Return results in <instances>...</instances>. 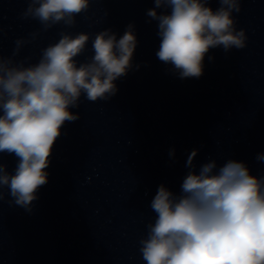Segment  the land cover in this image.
<instances>
[{
  "label": "clouds",
  "instance_id": "obj_1",
  "mask_svg": "<svg viewBox=\"0 0 264 264\" xmlns=\"http://www.w3.org/2000/svg\"><path fill=\"white\" fill-rule=\"evenodd\" d=\"M91 0H29L25 18L43 29L63 23L71 27L88 11ZM161 37L156 55L171 64L180 78L203 75L205 55L213 48L225 52L246 47L247 35L236 27L241 0H154ZM36 34H33L35 38ZM91 34L61 32L60 38L41 50L38 62L25 64L0 58V153L14 154L13 173L0 164V189L13 203L29 208L37 190L47 183L45 169L66 122L78 120L70 111L81 96L90 102L116 95L115 81L126 75L137 46L132 26L117 39L110 29L92 39V55L84 62ZM17 48L24 43L18 40ZM197 150L188 157L192 166ZM264 161V155H258ZM215 161L183 179L181 194L159 186L151 201L154 222L140 240L146 264H264V177L250 174L243 162L227 161L218 171ZM4 193L0 191V199Z\"/></svg>",
  "mask_w": 264,
  "mask_h": 264
}]
</instances>
